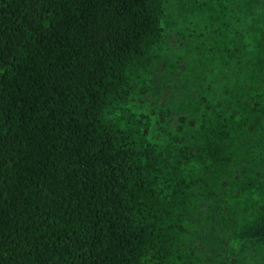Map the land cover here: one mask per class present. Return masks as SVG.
Listing matches in <instances>:
<instances>
[{
    "label": "trees",
    "instance_id": "1",
    "mask_svg": "<svg viewBox=\"0 0 264 264\" xmlns=\"http://www.w3.org/2000/svg\"><path fill=\"white\" fill-rule=\"evenodd\" d=\"M234 2L195 35L169 17L208 0H0V264H264V26L254 54ZM167 46L198 66L173 129L133 104Z\"/></svg>",
    "mask_w": 264,
    "mask_h": 264
},
{
    "label": "rangeland",
    "instance_id": "2",
    "mask_svg": "<svg viewBox=\"0 0 264 264\" xmlns=\"http://www.w3.org/2000/svg\"><path fill=\"white\" fill-rule=\"evenodd\" d=\"M233 8L236 17L237 29L246 40L248 49L257 54L256 42L259 40L255 31L264 26V2L262 0H234ZM208 0L205 7L196 5L188 6L184 11H178L171 15L168 24L171 28H180L182 34H198L201 30L205 33L209 23L206 19L208 14ZM180 38L181 35H178ZM189 48L172 51L170 46L160 49L156 60L150 66L139 68L136 73V84L133 93L137 98H143L133 102L135 106H142L144 110L152 107L169 104L171 113L168 116L170 128L180 113L191 114L197 111L199 106V91L195 74L198 71L196 63L188 65ZM203 76V75H202ZM145 89V91H141Z\"/></svg>",
    "mask_w": 264,
    "mask_h": 264
}]
</instances>
